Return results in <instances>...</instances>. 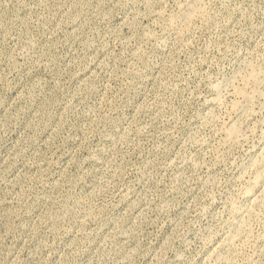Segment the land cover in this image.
Returning <instances> with one entry per match:
<instances>
[{
    "label": "rangeland",
    "instance_id": "374dc122",
    "mask_svg": "<svg viewBox=\"0 0 264 264\" xmlns=\"http://www.w3.org/2000/svg\"><path fill=\"white\" fill-rule=\"evenodd\" d=\"M191 1L0 0V264H264V0Z\"/></svg>",
    "mask_w": 264,
    "mask_h": 264
},
{
    "label": "bare ground",
    "instance_id": "6f19581e",
    "mask_svg": "<svg viewBox=\"0 0 264 264\" xmlns=\"http://www.w3.org/2000/svg\"><path fill=\"white\" fill-rule=\"evenodd\" d=\"M187 1V0H186ZM189 2H190V0H189ZM203 2H204V0H194V1H191V3H189L190 5L187 7V12L185 13V15H183L182 16V18L184 17V19H185V21L188 23H191V20L196 16H198V17H201L200 15H202L203 16V14L205 13V8H204V4H203ZM208 2H209V0H208ZM188 3V2H187ZM205 3V2H204ZM206 7V6H205ZM184 10V9H183ZM207 10V9H206ZM183 13V12H182ZM206 14V13H205ZM207 14H209V13H207ZM197 17V18H198ZM181 18V19H182ZM203 18H204V16H203ZM183 19V20H184ZM195 19V18H194ZM180 20V19H179ZM178 20V21H179ZM180 22V21H179ZM181 24V23H180ZM184 24H185V22H184ZM191 25V24H190ZM180 26V25H179ZM185 26V25H184ZM187 26V25H186ZM189 26V25H188ZM187 28V27H186ZM188 29V28H187ZM186 30V29H185ZM184 31V30H183ZM182 31V32H183ZM181 32V33H182ZM256 62V61H255ZM262 64V63H261ZM263 64H264V61H263ZM262 64V65H263ZM256 65H258V64H256ZM248 67V69H249V73L247 74V76H245L244 77V79H242V81L244 80V84H246V85H250V84H253L254 86L256 85L257 87H259L260 85H261V83H260V76H259V74L261 73L260 71H258V68H257V66H254V65H249V66H247ZM261 69V68H260ZM247 71V70H246ZM262 71V70H261ZM260 72V73H259ZM245 73V72H244ZM263 74V73H262ZM241 75V74H240ZM243 75H245V74H243ZM243 77V76H242ZM241 77V78H242ZM261 77H262V75H261ZM264 79H262V81H263ZM234 81V80H233ZM261 81V82H262ZM237 82V81H236ZM264 82V81H263ZM262 82V85L264 84ZM242 83V82H241ZM260 83V84H259ZM243 84V83H242ZM243 84V85H244ZM259 84V85H258ZM231 85H232V82H231ZM242 85V86H243ZM245 85V86H246ZM244 86V87H245ZM237 87H238V85H237ZM237 87H235V89L236 90H238L239 88H237ZM250 87V86H249ZM263 87V86H262ZM233 89H234V87H233ZM235 89H234V91H235ZM245 88H240V90H238L237 91V93L238 94H241L242 95V97L244 98V96H248L247 95V93H245V90H244ZM248 89V88H247ZM251 89V87L249 88V90ZM259 90H260V87L258 88ZM264 89V88H263ZM249 90H246V91H249ZM257 90V89H256ZM218 91V90H217ZM253 91V90H252ZM219 93H221L220 92V89H219ZM236 93V92H235ZM252 93V92H251ZM253 93H255V92H253ZM238 94H236V95H238ZM251 95V94H250ZM252 96V95H251ZM254 96V95H253ZM218 99V98H217ZM219 99H220V97H219ZM252 99V98H251ZM247 100H249V99H247ZM218 101V100H217ZM220 101V100H219ZM216 104H218V102H215ZM220 103H221V101H220ZM238 128V127H237ZM233 129V127L230 129V130H232ZM229 130V131H230ZM231 132V135H233V134H239V130H236L235 129V126H234V130L233 131H230ZM230 132H228V133H230ZM227 133V134H228ZM224 134H226V133H224ZM229 136H231L230 134H228ZM234 136V135H233ZM226 137V136H225ZM235 137V136H234ZM230 138V137H229ZM233 138H231V140H232ZM235 139V138H234ZM228 141H229V139H228ZM260 150H262V152L260 151V158H259V160H258V158H257V160L258 161H255L256 163H255V167H256V169H257V173H256V177H254V180L252 181V182H250V184H247L246 186L247 187H245V189H246V191L244 192L245 193V195H247V196H249V201L252 199V200H254L255 201V205H258V203H259V198H261V197H259V196H261V194H263L264 193V145L262 146V149H260ZM254 165V164H253ZM248 182V183H249ZM244 189V188H243ZM242 189V190H243ZM244 191V190H243ZM243 194V193H242ZM247 196H244V198L245 197H247ZM263 196V195H262ZM242 197H243V195H242ZM241 197V198H242ZM251 198V199H250ZM262 199H264V197L262 198ZM246 201V200H245ZM262 201V200H261ZM264 201V200H263ZM263 201H262V203H263ZM239 202V201H238ZM248 203V202H247ZM252 202H250V204H251ZM254 203V202H253ZM235 205V204H234ZM233 205V206H234ZM237 205V204H236ZM254 205V204H253ZM246 206V205H245ZM244 206V207H245ZM248 206V205H247ZM259 206V205H258ZM257 206V207H258ZM240 207H243V206H240ZM249 207V206H248ZM264 207V206H263ZM234 208V210L232 211V212H234V215L236 214V212L238 213L239 212V214L242 212L243 214H244V212H243V209H241L240 208V211L239 210H237V209H239V206H235V207H233ZM232 208V209H233ZM237 208V209H236ZM259 208V207H258ZM247 209V208H246ZM253 209V208H252ZM254 209H256V208H254ZM254 209H253V212H254ZM264 209V208H263ZM242 210V211H241ZM244 210H245V208H244ZM248 210H249V208H248ZM258 210V209H257ZM245 211H247V210H245ZM252 211V210H251ZM264 211V210H263ZM231 212V211H230ZM260 212V211H259ZM252 213V212H251ZM250 213V214H251ZM256 213V212H255ZM254 213V215H256L255 216V218L257 217V214H255ZM258 213V212H257ZM261 213V212H260ZM239 214H236V215H239ZM233 215V216H234ZM242 215V214H241ZM245 215H246V213H245ZM244 215V216H245ZM248 215V214H247ZM259 215V214H258ZM261 215V214H260ZM233 216H232V214H231V217H232V220H234L233 219ZM264 216V215H263ZM239 217V216H238ZM243 217V216H242ZM259 217V216H258ZM235 218H237V216L235 217ZM246 218H248V216L246 217ZM249 218H251L252 219V216L250 217L249 216ZM249 218L246 220V221H249ZM254 218V217H253ZM243 219V226L246 224L245 222H244V217L242 218ZM242 219H241V221H242ZM254 220V219H253ZM239 221V220H238ZM252 221V220H251ZM235 222V221H234ZM237 222V221H236ZM233 223V222H232ZM245 223V224H244ZM252 223V222H251ZM236 224H238V222L236 223ZM250 223H248V225H249ZM247 225V224H246ZM251 226H252V224H250ZM236 226V225H235ZM238 226V228H239V224L237 225ZM242 226V227H243ZM251 226H250V228H251ZM245 228V227H244ZM248 229H249V227H247ZM247 228H245V229H247ZM234 228H232L231 230H233ZM235 229H236V227H235ZM235 229H234V231H235ZM247 229V230H248ZM252 229V228H251ZM251 229H249V230H251ZM241 230V229H240ZM264 230V229H263ZM233 231V232H234ZM237 231H238V229H237ZM242 231H244V230H242ZM252 231V230H251ZM250 231V232H251ZM236 232V231H235ZM240 232V231H239ZM249 231L248 232H246V233H250ZM264 232V231H263ZM242 233V232H241ZM240 233V234H241ZM244 233H245V231H244ZM245 233V234H246ZM230 234H232L231 232H230ZM230 234H228V236L230 235ZM234 234V233H233ZM240 234H239V236H240ZM244 234V236H248V235H245ZM253 234V232H251V235ZM227 236V235H226ZM231 236V235H230ZM229 236V239L231 238L232 240H233V238H232V236H234V235H232L231 237ZM236 236V235H235ZM238 236V237H239ZM250 236V235H249ZM253 236V235H252ZM251 236V237H252ZM260 236V235H259ZM262 236H264V234L262 235ZM238 237H237V239H238ZM261 237V236H260ZM227 238V237H226ZM243 238V237H242ZM225 239V238H224ZM236 239V240H237ZM244 239H246V238H244ZM256 239V238H255ZM262 239V238H261ZM234 240H235V238H234ZM234 240H233V242H234ZM238 240H240V239H238ZM249 240H250V238H249ZM253 240V239H252ZM251 240V241H252ZM257 240H258V237H257ZM263 240H264V237H263ZM225 241H226V239H225ZM228 241H231V240H228ZM227 241V242H228ZM247 241H248V238H247ZM246 240L244 241V243L245 242H247ZM236 242V241H235ZM235 242H234V244H235ZM242 242H243V239H242ZM225 243V242H224ZM237 243V242H236ZM239 243V242H238ZM229 244H230V242H229ZM222 245H223V243H222ZM224 245H226V244H224ZM232 246H233V244H232ZM235 246V245H234ZM246 246H247V244H246ZM257 246V245H256ZM224 248V247H223ZM231 248H234V247H231ZM249 248V247H248ZM236 249H237V246H236ZM259 249V248H258ZM234 250V249H233ZM256 251V250H255ZM234 252V251H233ZM233 252H232V255H233ZM231 253V252H230ZM236 253V252H235ZM237 254H238V252H237ZM229 255V254H228ZM255 255V254H254ZM253 255V256H254ZM217 256H219V255H217ZM220 256H222V255H220ZM236 256V255H235ZM236 257H238V256H236ZM222 258H223V256H222ZM225 258H227V257H224V259ZM230 258H231V256H230ZM253 258V257H252ZM228 259V258H227ZM234 259V258H233ZM237 259V258H236ZM229 260V259H228ZM250 260V259H249ZM225 261V260H224ZM232 261V260H231ZM219 262H221L220 260H219ZM228 262V261H227ZM229 262H230V260H229ZM233 262V261H232ZM234 263V262H233ZM248 263V262H247ZM222 264H223V262H222ZM225 264H226V262H225ZM229 264H231V262L229 263ZM242 264V263H241Z\"/></svg>",
    "mask_w": 264,
    "mask_h": 264
}]
</instances>
